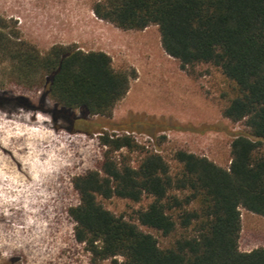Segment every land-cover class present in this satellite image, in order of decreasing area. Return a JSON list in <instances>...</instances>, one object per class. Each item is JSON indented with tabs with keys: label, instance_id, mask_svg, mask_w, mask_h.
Here are the masks:
<instances>
[{
	"label": "trees",
	"instance_id": "16d2710c",
	"mask_svg": "<svg viewBox=\"0 0 264 264\" xmlns=\"http://www.w3.org/2000/svg\"><path fill=\"white\" fill-rule=\"evenodd\" d=\"M91 10L121 29L157 25L163 50L182 70L197 63L217 66L233 89L222 114L243 121L249 132L232 138L227 167L179 149L175 171L153 151L136 166L117 160L114 151L135 146L133 138L100 135L106 146L100 167L72 177L78 202L68 208L74 238L90 254L88 264H264V247L238 246L239 208L264 217V0H93ZM6 27L0 18V86L9 80L39 90V104L52 102L54 120L71 124L109 116L136 77L134 68L115 69L103 50L53 44L40 52ZM0 101L43 110L4 91ZM144 195L151 200L136 211L139 224L163 235L177 224L185 231L166 247L98 199L139 201Z\"/></svg>",
	"mask_w": 264,
	"mask_h": 264
},
{
	"label": "rangeland",
	"instance_id": "374dc122",
	"mask_svg": "<svg viewBox=\"0 0 264 264\" xmlns=\"http://www.w3.org/2000/svg\"><path fill=\"white\" fill-rule=\"evenodd\" d=\"M92 1L0 0L6 30L40 52L53 44H74L105 51L115 69L136 71L109 116L91 115L71 124L52 119L48 113L52 102L39 104V90L9 80L0 86V93L23 95L43 109L0 101V264L89 263L90 254L74 238L75 223L68 214L78 202L71 179L99 169L106 149L100 142L103 133L129 134L136 143L114 151L117 160L136 166L145 152L153 151L175 171L179 164L173 155L179 149L227 167L232 138L249 132L243 121L222 114L233 89L217 66L197 63L180 69L179 61L163 50L157 25L118 28L95 17ZM74 113L79 114L77 109ZM98 199L153 234L160 247L185 232L177 224L170 235H163L138 223L136 211L150 202L149 195L139 201L118 196ZM239 210V249L264 247V217L243 207Z\"/></svg>",
	"mask_w": 264,
	"mask_h": 264
},
{
	"label": "bare ground",
	"instance_id": "6f19581e",
	"mask_svg": "<svg viewBox=\"0 0 264 264\" xmlns=\"http://www.w3.org/2000/svg\"><path fill=\"white\" fill-rule=\"evenodd\" d=\"M5 144V143H4ZM3 159V156L2 155H0V160H2ZM0 203H1V201H0ZM2 216H1V210H0V218H1ZM18 231V230H17Z\"/></svg>",
	"mask_w": 264,
	"mask_h": 264
}]
</instances>
